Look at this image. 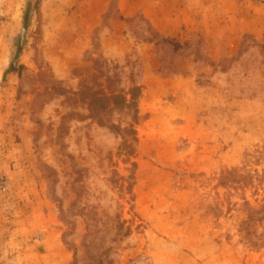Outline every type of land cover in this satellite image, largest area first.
<instances>
[{"label":"rangeland","instance_id":"374dc122","mask_svg":"<svg viewBox=\"0 0 264 264\" xmlns=\"http://www.w3.org/2000/svg\"><path fill=\"white\" fill-rule=\"evenodd\" d=\"M99 261L264 264V0H0V264Z\"/></svg>","mask_w":264,"mask_h":264},{"label":"trees","instance_id":"16d2710c","mask_svg":"<svg viewBox=\"0 0 264 264\" xmlns=\"http://www.w3.org/2000/svg\"><path fill=\"white\" fill-rule=\"evenodd\" d=\"M105 85L102 88L96 90L92 87H88L87 85L80 86V89L75 92L77 96L81 98L82 102H85L88 108V112L92 114L93 112H97L100 115H106L109 111L115 110L118 113H126L131 117V122L123 127L122 130V139L123 142L121 144V151L124 155L129 156L132 154V145L130 140L135 141V130L133 124L136 121L138 109H137V100L140 95V87L132 86L127 91L122 90H109L110 82L108 77L105 78ZM107 83V85H106ZM109 84V85H108ZM109 86V88H108ZM98 125L106 126V122L98 120ZM118 129V126H114L110 124L108 128ZM125 136V137H123ZM130 138V140L128 139ZM251 219V218H250ZM102 262L99 261L98 264Z\"/></svg>","mask_w":264,"mask_h":264}]
</instances>
